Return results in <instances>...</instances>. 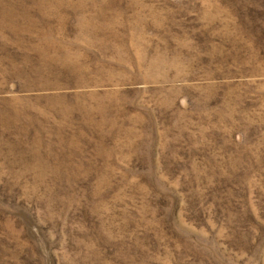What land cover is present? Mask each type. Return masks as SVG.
I'll list each match as a JSON object with an SVG mask.
<instances>
[{
  "label": "rangeland",
  "instance_id": "1",
  "mask_svg": "<svg viewBox=\"0 0 264 264\" xmlns=\"http://www.w3.org/2000/svg\"><path fill=\"white\" fill-rule=\"evenodd\" d=\"M0 264H264V0H0Z\"/></svg>",
  "mask_w": 264,
  "mask_h": 264
}]
</instances>
